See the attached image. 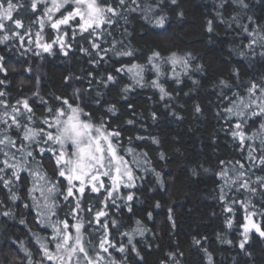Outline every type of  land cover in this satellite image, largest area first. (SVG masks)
<instances>
[{"label":"trees","instance_id":"trees-1","mask_svg":"<svg viewBox=\"0 0 264 264\" xmlns=\"http://www.w3.org/2000/svg\"><path fill=\"white\" fill-rule=\"evenodd\" d=\"M20 2L24 7L14 16L24 22V28L17 29L24 35L23 44L10 31H0V37L5 34L10 37L0 42V57H3L0 92L4 93L0 96V115L5 110L11 114L12 108H19L26 116L22 101L27 99L35 113L33 121L24 120L23 116L20 119L29 126L46 127L40 124L49 115L46 109L60 103L56 97L68 98L94 118H103L111 128L120 130L121 151L132 148L134 156L141 161L145 159L141 153H147L149 163L135 171L137 186L121 189V195L133 194L134 199L129 202L132 211H128L124 200H117V206L109 202V217L101 218V222L109 223L117 247L125 246L124 253L110 249L118 264H264V237L250 231L241 249L245 212L240 205H230L233 197L250 199L254 210L264 211V190L255 183L257 176H264V171L255 168L254 174L246 177L257 187L256 193L243 189L237 193L233 189L227 192V201L220 199L222 181L217 175L223 167L220 160L234 163L239 159L246 168L251 167L246 159L247 150L240 151L238 142L230 135L229 123L222 118L226 117L223 108L228 102H221V93L247 95L243 90L251 83L264 84V47L257 44L247 48L251 38L243 31L246 25L249 31L256 29L264 33V0H243L247 8L236 0H177L176 4L171 0H147L155 6L148 19L143 11H128L131 0H127L125 7L119 9L121 16L115 18L114 25L106 26L102 35L85 39L86 33L84 36L78 33L70 37L68 42L72 47L67 49L68 55L59 51L58 45L51 54L36 47L35 33L39 26L30 25L29 20H35L39 12L32 13L28 7L30 0ZM144 2L140 0L141 4ZM160 16L165 18L163 26L156 24ZM29 27L31 36L25 32ZM49 31L46 26L43 33L46 41ZM93 39L102 49L109 50L107 55L95 54L96 50L91 49ZM80 48H88L93 55L85 54ZM125 50H131L133 55H115ZM37 52L41 54L36 55ZM153 52L164 57L176 53L189 59L187 74L177 67L178 80L171 78L170 64L162 65L167 76L161 77L160 83L169 93L164 99L157 88L148 84L156 79L154 72L146 70L145 86L140 87L134 84L130 74L115 71L134 63L151 69L147 60ZM109 74L116 77V82H108L105 87L103 81ZM221 80L229 87L221 84ZM125 87L130 90L123 91ZM113 105L115 113L108 112ZM5 118L11 123L10 116ZM128 120L134 123L128 124ZM235 121L233 117L232 123ZM4 128L0 124V131ZM9 135L19 144L15 131ZM153 138L159 143H154ZM260 154L257 150L256 156ZM50 157V153L43 157L49 176L53 172ZM3 159L0 154V161ZM20 175L21 180L11 185L19 197L16 201L11 200V193L0 183V264H28L29 259L37 264L40 255L36 236L51 234L50 228L36 220L37 211L29 193L31 175L27 171ZM85 199L98 205L97 194L86 192ZM59 202L63 207V201ZM25 204L30 207L25 208ZM226 206H232L233 212H227ZM5 211L10 215L4 216ZM229 218L233 220L232 228L226 223ZM254 219L264 229V216L257 215ZM112 220L117 222L115 226ZM137 220L145 229L144 235L133 234L132 244H128V237L122 233H132Z\"/></svg>","mask_w":264,"mask_h":264},{"label":"snow or ice","instance_id":"snow-or-ice-1","mask_svg":"<svg viewBox=\"0 0 264 264\" xmlns=\"http://www.w3.org/2000/svg\"><path fill=\"white\" fill-rule=\"evenodd\" d=\"M236 2H239L244 8L248 7L243 3V0H236ZM126 3L127 0H30L28 7L32 13L39 12L35 20H29L30 25L37 24L39 26V31L35 33V45L42 52L50 54L53 52L54 46L58 45V50L62 51L64 55H68L67 49L72 47L68 42L70 37L74 38L78 33L81 36L86 33L85 39L102 35L106 26L116 23L115 18L121 16L119 9L124 8ZM171 3L176 4L177 0H171ZM114 4L115 6H113ZM39 5H43V7L40 8ZM131 5H135V7H131ZM131 5L127 10L131 12L143 11L145 19H148V14L155 10V6L149 4L147 0L143 4L140 3V0H131ZM23 7L20 0H15V2L14 0H0V31H10L13 37L18 38L22 44L24 35H21L17 29L24 28V22L20 18H15L14 14H18ZM124 18L126 19V17ZM248 19L252 20L251 17ZM164 22L163 16L156 20V24L160 26H163ZM46 26L50 30L47 41L43 34ZM212 30V22L209 21L208 31ZM243 31L251 38L247 48L252 49L257 44L264 47V33L256 29L249 31L246 25L243 26ZM25 32L29 36L32 35L30 27ZM108 34L111 35V32ZM9 39V35L5 34L0 37V42ZM28 43L31 44L33 41L30 39ZM114 47L115 44H113ZM91 49L96 50V55H99L100 52L107 55L109 51L102 49L100 43L95 42V39L91 41ZM79 50L87 55H93L88 48ZM40 54V52L36 53V55ZM115 55L131 57L133 52L131 50L117 51ZM240 55H244V53L241 52ZM2 59L3 57H0V60ZM147 64L151 65V69H147V65L134 63L131 66H122L115 71L130 74L134 84L140 87L145 86L146 70L154 72L156 79L149 81L148 84L159 90L161 99L169 95L160 83V78L167 76L162 65L170 64L171 78L177 80L180 76L177 67L184 74H187L190 68L189 59L178 56L176 53L164 57L160 52H153L148 57ZM108 82L115 83L116 77L111 74L107 75L106 80L103 81L105 87ZM220 83L229 87L223 80ZM129 90V87L123 89L125 92ZM243 91L247 95L233 92L232 96H227L221 93V102H228V105L223 108L226 117L222 118H225L229 123L230 135L238 142L240 151L243 153L247 150L246 159L251 162V167L246 168L245 163L239 159H236L234 163L233 160H220L219 163L223 167L220 168L217 175L222 181L219 185L222 201L229 199L227 192L233 191V189L237 193L241 189L249 193H256L257 187H253L250 178L246 177H249L250 173L254 174L253 169L255 168L264 171V84L253 82ZM3 95L4 93L0 92V96ZM55 99L60 103L55 107H48L46 111L49 115L40 121V124L46 125V127L29 126L20 119L23 116L24 120L33 121L35 113L27 99L22 101L23 109L27 112L26 116L21 113L19 108H12L11 114L5 110L0 115V124L5 125V128L0 131V154L4 157L0 161V165H2L0 166V183L11 193V200L16 201L19 197L11 185L21 180L22 172L27 171L32 177V187L29 193L37 211L36 220L39 225L51 229L50 235L36 236L40 255L37 264H118L112 257L110 249L124 253L125 246L121 244L117 247L113 242L109 223L101 222V218L109 217V202L112 206H117V200H124L128 211H132L129 202L133 201V194L121 195V189H132L137 186L135 171L149 163L147 153H141L145 157L141 161L134 156V149L126 148L121 151L120 130L111 128L103 118H94L90 112H85L80 105L76 104L75 100L70 102L68 98L63 97ZM44 103L47 104V101ZM115 110L113 105L108 109V112L115 113ZM200 110L197 106L196 111ZM152 115L155 119V113ZM9 116L11 123H9V119L5 118ZM233 117L236 118L234 124L232 123ZM249 121L252 123L250 124ZM257 121L259 122L257 123ZM127 123L133 124L134 122L128 120ZM12 131H15L19 144L9 135ZM129 139L131 140V138ZM139 139H143V137H139ZM248 141H252V143L249 144ZM153 142L159 143L155 138H153ZM12 149L16 151H11ZM257 150L261 153L259 157L256 156ZM45 153L51 154L53 168L51 176L44 169L43 157ZM37 156L41 158L37 159ZM129 156L133 157L132 160L128 159ZM161 159H163V153H161ZM255 183L264 190V176H257ZM86 192L97 194L99 196L98 205H103V207L86 200ZM60 200L63 201V207ZM230 205H240L245 212V223L241 225L244 237L239 245L241 249L245 247L250 231L254 230L264 237V229L254 219L257 215L264 216V211L254 210L255 205L250 199L245 201L233 197L230 200ZM24 207L28 208L30 205L25 204ZM65 208L67 211H64ZM226 211L233 212V207L226 206ZM3 215L9 216L10 213L5 211ZM21 223L24 221L21 220ZM116 223L115 220L111 221L113 226ZM226 223L229 228H232L233 220L231 218ZM136 224L137 228L133 229L132 233H122L128 237V244H132L133 234L144 235L145 229L140 226L141 222L137 220ZM28 255L31 257L32 253L29 252ZM209 261H211V256H209ZM28 264H33V261L29 259Z\"/></svg>","mask_w":264,"mask_h":264}]
</instances>
